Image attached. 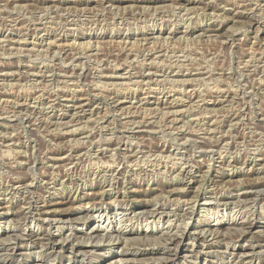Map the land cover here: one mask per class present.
<instances>
[{"label": "rangeland", "instance_id": "374dc122", "mask_svg": "<svg viewBox=\"0 0 264 264\" xmlns=\"http://www.w3.org/2000/svg\"><path fill=\"white\" fill-rule=\"evenodd\" d=\"M261 183L264 0H0V264H264Z\"/></svg>", "mask_w": 264, "mask_h": 264}, {"label": "bare ground", "instance_id": "6f19581e", "mask_svg": "<svg viewBox=\"0 0 264 264\" xmlns=\"http://www.w3.org/2000/svg\"><path fill=\"white\" fill-rule=\"evenodd\" d=\"M98 1V0H97ZM223 29V28H222ZM73 50V49H72ZM78 57V56H77ZM115 68V67H114ZM109 74V73H108ZM192 94V93H191ZM78 104V103H77ZM75 156V155H74ZM61 157V156H60ZM258 183V182H257ZM250 187V189L252 190V189H259V188H261V190L259 189V191L261 192L262 191V188L264 187V184H255V185H250L249 186ZM264 190V189H263ZM248 191V190H247ZM250 191V190H249ZM258 191V190H257ZM263 192V191H262ZM245 193H249V192H245ZM243 194H244V192H243ZM215 198V197H214ZM146 201V200H145ZM239 204V203H238ZM139 212V211H138ZM95 214V213H94ZM92 215V214H91ZM171 219V218H170ZM26 220V219H25ZM170 221V220H169ZM50 225V224H49ZM96 228V227H95ZM100 228V227H99ZM98 230V229H97ZM106 230V229H105ZM22 231V230H21ZM208 231V230H207ZM94 232V231H93ZM193 235V234H192ZM89 239V238H88ZM16 241V240H15ZM180 242V241H179ZM83 245V244H82ZM261 245V244H260ZM78 246V245H77ZM3 248V247H2ZM42 250V249H41ZM241 251H243V250H241ZM17 253V252H16ZM86 253V252H85ZM5 263V262H4ZM160 263V262H159ZM12 264V263H11Z\"/></svg>", "mask_w": 264, "mask_h": 264}]
</instances>
